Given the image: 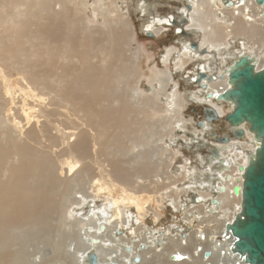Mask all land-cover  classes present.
<instances>
[{
    "label": "bare ground",
    "instance_id": "bare-ground-1",
    "mask_svg": "<svg viewBox=\"0 0 264 264\" xmlns=\"http://www.w3.org/2000/svg\"><path fill=\"white\" fill-rule=\"evenodd\" d=\"M50 1H19L18 20H13L10 27L14 31L6 36L7 41L1 42L0 39V75L7 82L5 93L0 95V264H25L26 258L30 257L23 248H14L20 244L17 229L28 235L54 232L48 239L52 241L66 237L65 233L75 228L76 238L72 241H77L76 244L64 249L60 238V242L52 241V253L55 259H59L54 261L43 257L39 264H91V253H95L101 263L112 260L116 264H153L154 258L157 263L163 258L160 263L247 264L232 250L233 238L226 235L225 227L241 210L242 192H235V187H243L240 166L248 165L259 143L247 124H244L246 134L242 138L235 135L233 126L234 134H227L229 142L210 139V133L217 131V124L210 117L203 119L204 127H197L193 119H185L183 113L191 102L208 107L207 114L208 109H213L217 119L225 118L233 110L232 101L221 100L218 96L230 87L229 70L241 56L248 54L255 58L258 69L264 67V3L258 0H231V4H228L230 0H181L177 14L171 17L153 15L145 21L143 25L147 32H159L164 25L178 24L180 46L166 48L162 61L165 65L173 62L176 72L182 74L190 63L193 64L186 80L197 85V89L187 91L185 97L179 84L174 82L169 67L161 69L156 66L149 68V73L143 71L137 64L138 57L144 52L141 48L130 49L131 61L121 56L129 63L121 65L126 70H115L112 55L123 54L122 48H127L134 39L130 19H108L105 9L99 13L100 7L94 3V12L99 14L95 13L94 18L89 14L81 15L80 20L85 22L86 28L80 36V33H69L72 26L66 24L72 23L67 20L66 13L71 11V5L78 7V0H58L60 10L54 9ZM85 1L82 0L79 6ZM99 2L103 4L106 0ZM23 6L27 9L21 8ZM81 7L78 9H83ZM151 7L143 4L140 9L151 15ZM45 13L47 16L43 17ZM99 15L107 19L103 26L93 28L91 24ZM44 19H49L50 23H42L43 29L37 27L44 34L40 35L42 40H27L30 48L23 45L25 42L19 36H14L18 31L20 33L21 25L26 28L28 21L30 26L36 27ZM64 19L66 22H62ZM63 23L66 25L62 30L59 27ZM65 29L64 41L72 47L78 45V40L90 39L91 48L98 53L92 41L93 34L105 44L108 42L97 55L101 57L99 63L89 62L82 66L80 75L71 81L67 79L73 71L66 68V88L62 91L50 88L30 65L25 71L18 68L24 74L21 82L25 81L26 86L21 83L24 87L14 89L8 82V71L6 73L8 68L16 67L13 60L22 58L25 51L28 56H44L47 42L56 38L52 32H64ZM184 34L197 36L198 47H193L189 37L180 36ZM110 44L119 48L112 50ZM119 58L116 62L121 60ZM81 72L87 80L82 79L78 84ZM201 72L206 77L200 79ZM114 76L117 78L115 84L110 79ZM131 76H136L138 83L142 77L147 78L151 91L145 94L138 85L126 84L125 89L131 91L130 99L120 95L119 90L124 89L121 80ZM30 78L43 86L41 90L36 91L30 81H26ZM46 89L48 93L43 92ZM80 91L83 94L76 95ZM63 100H66L68 110L66 126L60 124L57 132L51 133L49 128L57 114L54 101ZM8 101L12 106L6 109ZM73 116H77L80 122L73 120ZM189 123L193 126L192 132H188ZM124 133L131 135L132 149L122 146ZM155 136L156 140H152ZM167 137L169 146L159 143ZM181 137L186 147L193 148L196 162L186 161L181 169L177 168L181 176L174 179L169 169L178 154L171 148V143L177 145ZM112 139L116 143L115 151L110 149ZM94 145L99 149L92 153ZM202 148L209 152L202 155ZM215 150L219 152L217 157ZM128 156L129 160L126 159ZM163 175L171 183L160 184L154 179L163 178ZM138 179L149 183L139 184ZM178 182L181 184L173 187ZM90 186L95 187L97 195L110 197L109 203L96 205L91 202V194H86ZM222 186L226 187L225 192L220 190ZM170 188L169 193H161V190ZM74 193H81V197L74 196ZM180 193L186 196L185 201L179 197ZM189 193H192L190 198ZM194 195L196 201L192 199ZM164 197L171 201L178 213L174 217L176 222L157 227L160 221L157 213L153 226L147 227L146 231L145 219L150 205L155 199L160 205ZM214 197L220 200V209L211 211L216 207L210 202ZM75 205L80 207V212ZM130 207L135 211H129ZM123 226L130 233L121 230ZM173 226L177 227L175 234ZM68 246L73 253L71 249L66 250ZM128 247H131L130 251ZM60 250L62 255H56ZM206 251H211V256H205ZM172 255L175 258L170 259ZM137 256L141 257L138 263L135 262ZM28 264L38 263L30 260Z\"/></svg>",
    "mask_w": 264,
    "mask_h": 264
},
{
    "label": "rangeland",
    "instance_id": "rangeland-1",
    "mask_svg": "<svg viewBox=\"0 0 264 264\" xmlns=\"http://www.w3.org/2000/svg\"><path fill=\"white\" fill-rule=\"evenodd\" d=\"M19 1L21 0H0V39L1 42L3 41H7L8 39L6 38V36L10 33L13 32L14 29L10 28L13 24L14 21L13 20H18V16H17V9L19 7ZM84 1V0H83ZM100 0H86V3H83L82 5L79 6L80 2H82V0H78V7L83 8V9H78L77 5L70 6V12L66 13L67 16V20L69 22L72 23H66L70 26H72L68 32L69 33H74V34H79L80 36L82 35L83 29L86 28V24L85 22L80 20L81 15H88L92 18H94L95 13H100L102 11V9L104 10V13H106L107 18L109 19H113V20H118L120 17L123 18H128L130 24L132 25L131 29L133 30L134 33V39L132 40V42H130L127 45V48H122L125 52H123V54H119L115 53L114 56L112 55V65L115 66V70L118 71H124L126 69H123V67L121 65H127L129 64L127 61H124L123 58H129V61H131V58L129 56H131L132 52H130V49H136V48H141L144 52L140 54V56L137 59V64L141 65V68L143 69L144 72L149 73V68H156V66L158 68L161 69H167V67H169V72L172 73L173 77H174V82H177L179 84V90L182 93V95H184L186 97V92L190 91V90H194L197 89V85H191L187 82L186 80V76L188 74V71L190 69L193 68V64L190 63L188 65V70H184L183 74L181 72H176V66L174 65L173 62L171 63H167L166 65L163 63L162 61V55L163 52L165 51L166 48L172 46V45H176V46H180L179 45V41H178V24L175 23L172 24L171 26H162L160 27V31L159 32H153V36H150L148 34L147 31L144 30V23L147 19L151 18L153 15H160V16H167L169 15L171 17V15H175L177 14V12H179V7L181 6V0H106V2H104L103 4H101L99 2ZM53 2V3H52ZM50 3L52 4L54 9L60 10V4L58 3V0H52L50 1ZM98 4V7H100V9L98 8V12H94V5L92 4ZM89 4V6H87ZM138 4V5H137ZM150 5L152 6L151 8V15H147L143 12L142 9H140L141 5ZM86 5V6H85ZM140 5V6H139ZM101 6H103L101 8ZM77 7V8H76ZM106 7V8H105ZM139 7V9L137 8ZM21 8L27 9V6H23ZM86 8V9H85ZM142 10V11H141ZM85 13V14H84ZM98 13V14H99ZM40 15V14H39ZM38 15V17H40ZM46 13L44 14L43 17H46ZM110 16V17H108ZM104 15H99L97 20L93 21L94 23L91 24V26L94 27H98L99 26H103L104 21L107 19ZM49 19H44L42 20V22H38L40 23V25L38 26H30L29 25V21H28V27L26 25V28L23 27L21 24V31L19 33H15L14 36H19L22 42H25L23 45L25 47H29L30 46V42H27V40L32 39V40H42L41 38L43 36L40 35H44L43 32L41 30H39L37 27H40V29H43L44 27L42 26V23H50L48 21ZM80 20V21H79ZM62 22H66V20H62ZM65 23H63V25L61 27H59L60 29H64V26L66 25ZM181 26V24H180ZM90 27V28H92ZM80 29V31H79ZM181 29V27H180ZM56 35V38H53L51 41L47 42V45L45 49H47V51L44 53V56H28L26 53L27 51L23 52L22 58L18 57L15 60H13L14 64H15V68L10 69L8 68L6 70V73L8 75L9 78V84L16 90H18V88L20 87H24L25 85V81H23L21 78L24 77L23 72H21L20 69H22V71H25V68L30 65V67L35 71V73H37L39 76H41L44 81H46V84L50 87V88H54L55 91L57 90H64L66 88V68L70 69L73 71V73L68 77L67 81H71L74 80L75 77H77L78 75H80V69L82 68V66H87V64L89 62L91 63H99L101 57L99 58L97 55L100 54L102 48L108 43L103 42L102 39H100L98 36H96L95 34L92 35V41L93 44H95V46L98 48V53L96 52V49H92L91 45H90V39L86 40V41H82L78 40V45L77 46H70L68 45L64 39L66 38V29L64 30V32H59L58 30L55 32H52L51 35ZM187 34V33H186ZM180 35V36H187L189 37L193 43H197L198 42V37L197 36H192V35ZM15 39V37H14ZM257 45V44H255ZM111 46V49L114 50L118 49L119 46H114L113 45H109ZM114 46V47H113ZM30 48V47H29ZM42 52V51H41ZM67 55V57H66ZM147 55V56H146ZM123 58H122V57ZM116 57V58H114ZM118 57H120L119 59L122 60V62H120L121 60H119V62H116V60H118ZM68 60V61H67ZM140 60V61H139ZM124 61V63H123ZM115 62V63H114ZM126 62V63H125ZM68 65H67V64ZM119 63V64H118ZM67 66V67H66ZM20 68L18 71L17 69ZM77 68V69H76ZM132 68V66H131ZM135 68V66H134ZM22 73V74H21ZM82 73V72H81ZM60 76L62 77V79L60 78ZM86 77V78H85ZM84 77V74L82 73V76L80 78V80L78 81V84L80 83V81L83 79L84 82L87 80V76ZM136 76H131L130 77H126L124 79H122V85L124 86V89L122 91L119 90V94H123L124 96H126L127 98L130 99L131 96V91H128L125 89V85L129 84V85H138L139 87H141V90L144 91L145 94H148L151 91V85L148 82L147 78L142 77L139 82H136ZM111 81L115 84V79H117L115 76L110 78ZM26 81H30V85L36 90L39 91L41 90V88L43 87L42 85H38L35 84L34 81L30 78V80ZM33 81V83H32ZM136 82V83H135ZM24 86H22L23 84ZM0 95L1 93L4 94L5 90L7 88V82L5 83L3 81V78L0 75ZM37 85V87H36ZM35 86V87H34ZM158 88V86H157ZM2 89V90H1ZM39 89V90H38ZM46 91V92H45ZM43 91L44 93H48L49 90H45ZM83 91L78 92L76 95L79 94H83ZM85 92V91H84ZM148 92V93H147ZM28 94H32L30 92H28ZM53 94L55 95V93L53 92ZM52 94V95H53ZM44 96H51V95H44ZM87 96V92H85V97ZM9 100V99H7ZM92 100V99H91ZM54 109H56L57 114L54 116V123H56V125L53 123H51L50 125V131L51 133H56L57 132V126L62 124V127L66 126V112H68V110L66 109V100H63L62 102L60 101H54ZM10 106H12L11 102L9 103L8 101V105L6 107V109H8ZM70 107H72L70 105ZM142 108V106H141ZM206 106H202V105H197L196 103L191 102L190 104L186 105L185 109H184V113H183V117L185 119H193V124L197 127L198 126V121L199 120H203L206 119L208 114H207V110H206ZM111 109V108H110ZM132 114L134 115L135 113L132 112ZM1 116V114H0ZM209 117V116H208ZM78 117L77 116H73V120H76L77 122H80L79 120H77ZM218 116L216 118H213L212 120L214 121L213 123H216V130L215 133L218 135V137H221L223 135H227L229 134H234V129L233 126H231L229 123L225 122V118H219L217 119ZM56 120V121H55ZM209 120V119H208ZM59 121V122H58ZM63 122V123H60ZM204 121V120H203ZM65 123V124H64ZM64 124V125H63ZM55 126V127H54ZM189 126V131L188 132H192L191 129H193V126L191 123L188 124ZM55 128V129H54ZM56 131V132H55ZM159 131H161V127L159 129ZM158 131V132H159ZM149 134V132L147 133ZM191 134V133H189ZM130 134L124 133L123 135V142H122V146H125L126 148L132 149L133 146L131 144V140H130ZM228 136V135H227ZM209 137V136H208ZM229 137V136H228ZM157 136L154 137V139L152 140H156ZM187 138H189V135H187ZM230 138V137H229ZM41 141V140H40ZM44 143V141H41ZM185 140L181 137L180 138V142L177 143V145L175 143H171V148L177 152L178 156L175 158V161L173 163V166L169 169V171H171V173H169L172 177H174V179H176L177 177H180V173L177 170V168H180L185 164V162H191V163H195L196 162V154H194V150L193 148H189L186 147L184 145ZM47 144H49V142H46ZM159 143L161 144H166L167 146H169L170 144V140L169 137L162 139L159 141ZM183 144V145H182ZM112 148H110L112 151H115L117 149L116 143L114 141V139H112ZM99 149L98 145H94L92 147V153H94L95 151L97 152V150ZM202 152V155H205L207 152H209L207 149H201L200 150ZM135 152H137V149H135ZM168 153V152H167ZM181 154V155H180ZM165 157V156H164ZM104 158V157H101ZM127 160L130 159V156L126 157ZM11 160V159H9ZM105 166H107L109 168V166L107 165V163L105 162ZM160 170H162L163 174V168H161ZM164 178V179H163ZM159 176V177H154L155 180H158V182L160 184L164 183H171L170 179H165L166 175ZM161 179V180H160ZM139 184H144V183H149L148 180H141L138 179ZM147 181V182H146ZM181 182H178L177 184H173V187L180 185ZM171 188L172 185L170 186ZM88 189L86 190V194L90 195V201L95 203L96 205H103V204H108L109 203V198L107 197V195H97L96 191H95V187L93 188L92 186L87 187ZM169 188V187H168ZM170 189H163L161 190L162 192H170ZM177 192H180V190H178ZM76 194V195H75ZM118 195V193H116ZM116 194H114L116 196ZM145 196V193H143ZM179 195V193H178ZM74 196L77 197H81V193H74ZM192 196V193H189V198ZM142 197V196H141ZM182 201H185V197L184 195H182L180 193L179 196ZM157 198V197H156ZM188 200V199H187ZM105 201V202H104ZM108 201V202H107ZM144 201V200H142ZM169 201V202H168ZM173 201V200H172ZM102 202V203H101ZM162 203L160 205H157V199H155V201L150 205V209L147 213V217L145 219V230L147 231V227H152L153 226V221L155 219V215L157 213L160 214V221H158V224L156 225L157 227L160 225H173L176 220L174 221V217L178 216V213L174 210V207L171 204L170 200H167L166 197H164V200L161 201ZM94 204V205H95ZM77 206V205H75ZM85 208H87L85 206ZM77 212H80V207L77 206L76 207ZM134 208L130 207L128 210L129 211H133ZM86 210H83V212H85ZM77 214V213H76ZM76 214L74 215L75 217ZM180 220V219H177ZM53 226H55V223H53ZM121 230H125L129 232V229L127 230L126 227H121ZM177 227L173 226V233L177 232ZM182 230V229H181ZM77 232V228L71 230V231H67L66 237H57L56 239H53L52 241H57L60 242L62 244L63 242V247L64 249L66 248L67 245H71L74 246V244H76L77 241H72L74 240L75 237V233ZM16 236L20 237L19 240V245L15 246V249L18 248H23L26 253L30 256L26 258V263L28 264L29 261H34L36 263L39 264V262L41 261V259H44L45 257L47 258H52V260L56 261L59 259H55L54 255H53V244L52 241H49L48 239L51 238L54 235V232H47L46 234H39V233H32L31 235L24 233V231L22 229H17L16 230ZM50 233V234H49ZM130 233V232H129ZM174 233V234H175ZM57 236H62L64 234H57L55 233ZM187 234V233H186ZM74 237V238H72ZM60 238V241H59ZM62 239V240H61ZM71 239V240H70ZM79 240V239H77ZM67 242V243H66ZM72 242V243H71ZM69 243V244H68ZM71 243V244H70ZM66 244V245H65ZM48 245V247H47ZM52 248V249H51ZM46 249V250H45ZM69 249H71L70 246L67 247L66 250L70 251ZM160 249V248H158ZM68 251H66L68 253ZM62 252L60 250V254L59 251L56 255H62ZM43 253V254H42ZM71 253H73V250L71 249ZM44 257V258H43ZM41 258V259H40ZM163 260V258H161ZM170 259H172V256L170 257ZM40 260V261H39ZM159 261V263H157L156 258H154L153 260V264H170L167 262H162ZM52 264V263H51ZM53 264H60V262H53Z\"/></svg>",
    "mask_w": 264,
    "mask_h": 264
},
{
    "label": "water",
    "instance_id": "water-1",
    "mask_svg": "<svg viewBox=\"0 0 264 264\" xmlns=\"http://www.w3.org/2000/svg\"><path fill=\"white\" fill-rule=\"evenodd\" d=\"M258 2L264 3V0ZM231 3V0L228 1V4ZM188 7L191 5L188 4ZM148 34L154 35L151 31ZM193 47L197 48L198 44L194 43ZM256 62L255 58L248 54L238 58L229 70L230 87L218 96L221 100L234 103L233 110L227 114L225 120L235 127V135L244 137V124H247L259 143L248 165L240 166L244 177L243 187H235V192H242L241 210L225 227L226 235L233 238L232 250L247 264H264V67L258 69ZM204 77L206 74L201 72L199 78ZM208 113L212 119L217 117L213 109H208ZM198 125L204 127L205 122L199 120ZM210 138L224 143L230 141L228 136L218 137L215 132L210 133ZM214 155L219 156L218 150L214 151ZM220 190L225 192L226 187L222 186ZM192 199L196 201L195 195ZM210 202L216 206L211 208V211L220 209L221 202L218 198L214 197ZM127 250L130 251L131 247ZM211 254V251H206L205 256L209 257ZM172 258H175V255H172ZM89 260L91 264H116L112 260L99 262L95 253L90 254ZM140 261V256L135 257V262Z\"/></svg>",
    "mask_w": 264,
    "mask_h": 264
},
{
    "label": "flooded vegetation",
    "instance_id": "flooded-vegetation-1",
    "mask_svg": "<svg viewBox=\"0 0 264 264\" xmlns=\"http://www.w3.org/2000/svg\"><path fill=\"white\" fill-rule=\"evenodd\" d=\"M208 116H209V114H208ZM210 117V116H209ZM210 119H212V118H210ZM211 139V138H210Z\"/></svg>",
    "mask_w": 264,
    "mask_h": 264
},
{
    "label": "built area",
    "instance_id": "built-area-1",
    "mask_svg": "<svg viewBox=\"0 0 264 264\" xmlns=\"http://www.w3.org/2000/svg\"><path fill=\"white\" fill-rule=\"evenodd\" d=\"M201 250V249H200Z\"/></svg>",
    "mask_w": 264,
    "mask_h": 264
}]
</instances>
